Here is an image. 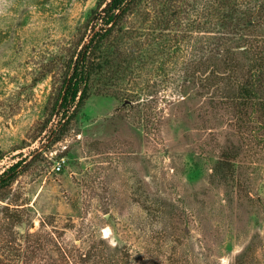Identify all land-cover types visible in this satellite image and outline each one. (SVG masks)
I'll return each mask as SVG.
<instances>
[{
  "label": "rangeland",
  "instance_id": "rangeland-1",
  "mask_svg": "<svg viewBox=\"0 0 264 264\" xmlns=\"http://www.w3.org/2000/svg\"><path fill=\"white\" fill-rule=\"evenodd\" d=\"M105 1L0 0V172L23 159L0 188V264H264L261 118L232 117L224 90L212 103L181 67L220 43L248 66L264 0H185L166 63L154 47L133 72L99 69L61 123L52 109L67 59ZM151 13L140 1L115 32L129 38L111 39L118 62L161 30ZM230 140L241 145L233 173L216 178Z\"/></svg>",
  "mask_w": 264,
  "mask_h": 264
},
{
  "label": "trees",
  "instance_id": "trees-1",
  "mask_svg": "<svg viewBox=\"0 0 264 264\" xmlns=\"http://www.w3.org/2000/svg\"><path fill=\"white\" fill-rule=\"evenodd\" d=\"M140 1L142 0H106L104 6L103 4L98 6L89 16L87 40L83 41L81 46L68 57L67 72L61 82L52 109V113L59 116L58 119L61 123L69 114H73L83 105L85 99L90 95L93 76L99 69L109 67L117 72H123L129 66L130 72H133L135 71L134 65L137 61L142 63L143 57L147 55L144 50L148 48L153 50L156 47L157 54L168 53L162 60L163 63H166V59L172 55L167 47L172 38V34L169 32L175 24H181L182 15L186 12L185 0L166 2L171 7H175L172 13L169 11L173 8L166 10L164 7H160L157 0H148V6L152 7L149 26L152 29L161 26L159 27L161 30L154 31L151 40L147 41L149 42L147 48L143 42L139 46H135L137 51H134L132 47L128 52L127 47H123L127 65L118 62L117 52L120 49L117 52L113 51L110 46L111 39L117 45H120L121 42H128L129 38L126 34H122L119 38L115 32L124 29L123 22L137 11ZM262 4L258 23L261 18H264V3ZM140 11L138 9V12ZM152 25L153 27H151ZM176 47V50L180 52L183 49L181 46ZM245 48L248 49L245 53L246 57L251 58L248 66L241 64L238 55L231 46L220 43L216 49L198 50L195 56L188 59L189 61L181 67L185 70L183 75L188 79L191 78V82L198 86L197 89L201 97L209 95L207 97L209 101L215 103L216 97L220 98L219 93L224 90L226 105L232 106L234 111L237 110L235 114H232V117L240 112L237 114L238 119L248 121L252 116L248 113L249 110H256L258 117L261 118L260 125L264 128V32H260L257 39L252 43L249 42ZM247 52H250L249 55ZM185 57L184 59H187ZM115 67L117 68L114 69ZM181 70L179 74H182ZM224 85H227L226 89H222ZM230 141L233 144L225 146L213 168L212 176L216 178H218L217 176L226 178L233 173L234 160L241 150V145L239 147L233 140ZM22 163L23 159L18 160L0 172V188L19 175ZM251 247L250 244L248 248L238 254V258L244 257Z\"/></svg>",
  "mask_w": 264,
  "mask_h": 264
},
{
  "label": "built area",
  "instance_id": "built-area-1",
  "mask_svg": "<svg viewBox=\"0 0 264 264\" xmlns=\"http://www.w3.org/2000/svg\"><path fill=\"white\" fill-rule=\"evenodd\" d=\"M55 167H56L57 169H60V168H61L60 163H57V164L55 165Z\"/></svg>",
  "mask_w": 264,
  "mask_h": 264
},
{
  "label": "bare ground",
  "instance_id": "bare-ground-1",
  "mask_svg": "<svg viewBox=\"0 0 264 264\" xmlns=\"http://www.w3.org/2000/svg\"><path fill=\"white\" fill-rule=\"evenodd\" d=\"M107 232V231H106Z\"/></svg>",
  "mask_w": 264,
  "mask_h": 264
}]
</instances>
